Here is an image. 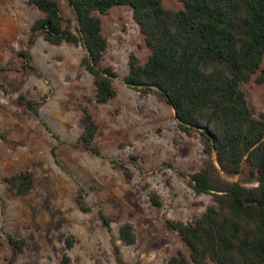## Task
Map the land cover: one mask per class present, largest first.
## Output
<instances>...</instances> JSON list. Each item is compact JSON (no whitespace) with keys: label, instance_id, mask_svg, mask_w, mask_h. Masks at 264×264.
Listing matches in <instances>:
<instances>
[{"label":"rangeland","instance_id":"rangeland-1","mask_svg":"<svg viewBox=\"0 0 264 264\" xmlns=\"http://www.w3.org/2000/svg\"><path fill=\"white\" fill-rule=\"evenodd\" d=\"M57 4L73 26L69 7ZM97 15L107 40L100 64L116 73L115 96L105 103L94 101L91 76L78 64L81 45H52L39 32L31 37L29 26L41 12L27 0H0V264H54L63 251L73 264H163L176 249L187 251L164 220L190 221L213 202L211 193L187 183L186 175L207 159L198 135L177 128L156 91L142 94L122 82L128 54L142 63L149 52L130 8L113 5ZM20 50L34 69L22 67ZM240 88L254 115L264 109V57ZM81 106L97 124L92 146L99 154L76 142ZM20 170L32 173L33 184L15 195L3 178ZM242 170L225 178L254 185L249 167ZM152 192L159 205L152 204ZM123 222L132 226L131 244L118 238ZM6 234L22 238L21 248ZM68 234L75 241L65 249Z\"/></svg>","mask_w":264,"mask_h":264},{"label":"trees","instance_id":"trees-1","mask_svg":"<svg viewBox=\"0 0 264 264\" xmlns=\"http://www.w3.org/2000/svg\"><path fill=\"white\" fill-rule=\"evenodd\" d=\"M27 1L41 12L29 26L31 37L39 32L52 45H81L78 64L91 76L96 103L116 93V73L100 64L107 40L97 14L113 5L128 6L149 52L142 63L128 54L122 82L142 94L156 91L172 109L177 128L198 135L207 159L186 175L187 183L197 193H211L213 202L190 221L164 220L187 251L176 249L163 264H264V109L254 115L240 88L260 71L264 57V0H176L181 3L177 9L164 7L161 0H63L73 26L59 13L57 0ZM18 55L22 67L34 69L26 50ZM26 104L35 111L32 101ZM79 121L76 142L99 154L92 146L97 124L85 106ZM243 164L255 177L252 186L225 178L241 174ZM3 179L15 195L27 193L33 184L29 170ZM150 200L159 205L153 192ZM117 233L125 244L133 243L129 222L120 224ZM6 240L15 249L23 241L9 234ZM74 241L66 235L64 248ZM54 264L73 263L63 251Z\"/></svg>","mask_w":264,"mask_h":264}]
</instances>
